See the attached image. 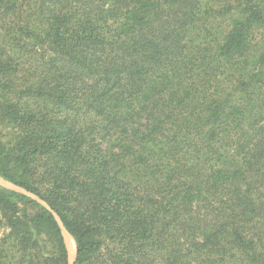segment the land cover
Here are the masks:
<instances>
[{
	"label": "trees",
	"instance_id": "1",
	"mask_svg": "<svg viewBox=\"0 0 264 264\" xmlns=\"http://www.w3.org/2000/svg\"><path fill=\"white\" fill-rule=\"evenodd\" d=\"M0 175L75 264H264V0H0ZM0 264H69L0 187Z\"/></svg>",
	"mask_w": 264,
	"mask_h": 264
},
{
	"label": "water",
	"instance_id": "2",
	"mask_svg": "<svg viewBox=\"0 0 264 264\" xmlns=\"http://www.w3.org/2000/svg\"><path fill=\"white\" fill-rule=\"evenodd\" d=\"M5 180V179H4ZM5 181H7V182H10V181H8V180H5ZM10 183H12V182H10ZM12 184H14V183H12ZM20 191L19 192H22V193H24V194H26V195H28V196H30V197H33V199H35L36 201H38V202H40L43 206H45L49 211H51L52 212V214L54 215V217H55V219H56V221H57V223H58V225H59V227H60V229H61V233H62V236H63V239H64V243H65V246H66V250H67V255H68V257H67V259H68V262L69 263H71V262H75V260H76V253H77V250H76V253H75V256H74V258L73 259H71V256H70V247H69V243H67V238H68V240H69V237L72 239V237H71V235H70V233L68 232V230L66 229V227L64 226V224H63V222H62V220H61V218L59 217V215L48 205V203L45 201V200H43L41 197H39L37 194H35V193H33V192H31V191H29V190H27L26 188H23V187H21V186H18V185H16V184H14ZM67 234V235H66ZM70 241V240H69Z\"/></svg>",
	"mask_w": 264,
	"mask_h": 264
},
{
	"label": "rangeland",
	"instance_id": "3",
	"mask_svg": "<svg viewBox=\"0 0 264 264\" xmlns=\"http://www.w3.org/2000/svg\"><path fill=\"white\" fill-rule=\"evenodd\" d=\"M4 177H2L1 175H0V187H2V188H5V189H9V190H12V191H15V192H17V193H22V192H19L20 190L14 185V184H16V183H14V182H12V181H10V180H8V181H10V182H12V183H14V184H12V183H10V182H7V181H5V180H7V179H5ZM16 185H18V184H16ZM18 186H20V185H18ZM22 187V186H21ZM24 188V187H23ZM22 194H24V193H22ZM24 195H26V194H24ZM27 197H29L30 199H33V197H30V196H28V195H26ZM33 200H35V199H33ZM8 228L5 226V227H3L2 226V224H0V236H2L4 233H7L8 232ZM71 238L69 237V240H70ZM73 239V238H72ZM68 239H67V243H69L68 245H69V247H70V256H71V259L73 258V256H74V254H73V252H72V250H71V246H70V241H69ZM74 240V239H73ZM75 242V241H74ZM75 247H76V243H75ZM75 252H76V248H75ZM76 261V260H75ZM69 264H75V262L73 263V262H71V263H69Z\"/></svg>",
	"mask_w": 264,
	"mask_h": 264
},
{
	"label": "bare ground",
	"instance_id": "4",
	"mask_svg": "<svg viewBox=\"0 0 264 264\" xmlns=\"http://www.w3.org/2000/svg\"><path fill=\"white\" fill-rule=\"evenodd\" d=\"M66 235H67V234H66ZM67 239H68V238H67ZM70 246H71V250H72L73 254L76 253V252H75V248H76V247H75V242H74L73 239H70ZM70 254H71V253H70ZM74 256H75V254H74ZM74 256H73V258H74ZM73 258H72V259H73Z\"/></svg>",
	"mask_w": 264,
	"mask_h": 264
}]
</instances>
